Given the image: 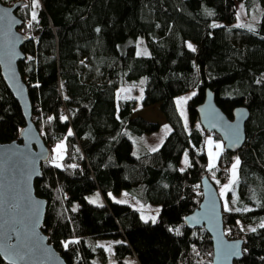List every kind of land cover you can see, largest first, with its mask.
I'll return each mask as SVG.
<instances>
[{"label": "trees", "instance_id": "1", "mask_svg": "<svg viewBox=\"0 0 264 264\" xmlns=\"http://www.w3.org/2000/svg\"><path fill=\"white\" fill-rule=\"evenodd\" d=\"M22 1L15 12L28 39L19 70L32 120L50 149L63 138L66 144L61 166L51 156L42 163L35 191L48 200L43 231L67 264L106 259L105 248L88 237L116 241L112 264H213L210 234L184 221L199 205L204 176L218 189L226 236L243 239V257L234 264H264V11L250 30L233 25L235 0H39V22L28 28L33 0ZM139 35L147 55L137 53ZM124 86L142 89V107L157 106L171 126L156 151L142 137L160 124L144 118L135 99L117 98ZM192 88L187 125L175 97ZM208 89L228 117L237 106L250 112L243 146L223 147L211 170L206 141L210 134L221 138L197 115ZM24 124L0 75V140L16 139ZM135 141L144 147L137 155ZM237 157L236 182L224 197L217 181L228 178ZM123 190L160 206L155 223L108 195ZM93 191L102 203L87 200ZM65 241L78 243L66 249Z\"/></svg>", "mask_w": 264, "mask_h": 264}, {"label": "water", "instance_id": "2", "mask_svg": "<svg viewBox=\"0 0 264 264\" xmlns=\"http://www.w3.org/2000/svg\"><path fill=\"white\" fill-rule=\"evenodd\" d=\"M22 3L20 0L5 4L0 0V75L18 101L25 118V124L19 129L16 139L0 140V241L16 228L28 235L31 251L27 252L23 261L17 260L15 264H67L43 231L48 200L35 191V180L42 177V163L50 160L51 149L32 120V103L19 70V62L25 58L22 45L28 39L19 30L24 21L15 12ZM13 20L20 23H13ZM249 114L246 107L237 106L233 110V117H228L217 105L213 91L209 89L204 101L197 106L201 127L217 133L228 151L239 150L243 146ZM200 187L202 198L199 205L185 216V225L189 229L204 227L210 234L213 264H234L243 257V239L226 236L221 198L215 184L204 176L200 180ZM28 201L40 202L39 224L34 235L31 233ZM17 204L19 207H11ZM11 243L17 244L18 241L14 238ZM233 244H238L241 255L225 259L227 246ZM0 258L6 264H13L3 253H0Z\"/></svg>", "mask_w": 264, "mask_h": 264}, {"label": "rangeland", "instance_id": "3", "mask_svg": "<svg viewBox=\"0 0 264 264\" xmlns=\"http://www.w3.org/2000/svg\"><path fill=\"white\" fill-rule=\"evenodd\" d=\"M235 7H236V20L233 23V25H235V26H239L241 24L251 25L252 30L255 29L260 18H261L263 11H264V6H262L258 0H235ZM217 24H221V22H217ZM244 28L249 29L246 26ZM143 41H144V37L141 35H139L137 38H135L134 42L138 46L137 53H140V54H143L145 52L148 53V50L145 47V45L143 46ZM189 44H191V43L189 42ZM196 91H197V88H192V89L187 90L186 92L181 93L175 97V102H176V106L178 108V111L180 114H181V112H183V115L181 114V116L183 118V121L187 125L189 124V116H188L189 115L188 114V101H189V99H187L183 103L182 106L177 104V100L182 98V97H192L193 96L192 94L196 93ZM142 95H143L142 89L135 88V87H125V86L119 87V89L116 92V96L118 99L119 98H133V99H135L136 107L140 110L139 113L144 118L151 120V121L159 122L160 126L156 131L144 134L142 137L144 140L143 142L145 143L147 148H149V149L155 148L156 149L161 145L165 136L170 132L171 126L167 122L164 121V118L162 117V114L160 113L157 106L154 105V106L142 107V105H141ZM165 126H168V127L165 128ZM208 138H211L214 142H217V143L222 142L221 139H217L213 134H210L208 136ZM59 143H63L66 147L64 138L55 142L51 146V152H52L51 162H52V158L56 155V153L54 152V149H55L56 145ZM223 147H224V144H223ZM143 150H144V147L141 144H139L137 141H135L134 147H133V154L137 155V154L141 153ZM207 151H208V146H207ZM213 151H216V149L213 148ZM64 154H65V148L63 151V157H64ZM186 160H187V162H186ZM235 160H236V158L234 159L233 163L235 162ZM233 163L230 165V169H231ZM53 164H55V163H53ZM58 164L62 165V159H60L58 161ZM209 164H210V157H209ZM186 165H188V157H187V154L185 153L181 159L180 167L184 168V167H186ZM230 179H231V174L228 175V178L219 181L220 182V186H219L220 190H222V187L224 184H228L230 182ZM109 194H111V195H109ZM108 195L114 201H118V202L119 201H127L126 203H129L132 206H134L135 208L139 209L143 219H145V217H148L147 220L152 221L150 217L154 216L155 218H157V215L159 212V211L157 212V210H160L159 205L143 204L136 197H134L132 194H130L128 191H125V190L120 191L118 193L109 192ZM224 195H222V196H224ZM86 198L90 202L92 200H97V203H99V204L104 201V196L99 191H93V192L89 193ZM91 238L92 237L87 238L88 243L95 242L96 245H100V246L102 245L107 252V257L104 260L98 256H96L94 258V262L96 264H112V263L116 262V255H115V251H114V245H115L116 241L114 239H111V238L91 239ZM132 264H135V263L133 262Z\"/></svg>", "mask_w": 264, "mask_h": 264}, {"label": "snow or ice", "instance_id": "4", "mask_svg": "<svg viewBox=\"0 0 264 264\" xmlns=\"http://www.w3.org/2000/svg\"><path fill=\"white\" fill-rule=\"evenodd\" d=\"M25 7H28V5H24ZM32 10L30 12V20L27 23V27L31 28L33 26L32 22H36L38 23V12L37 9L40 7L39 4V0H33L32 2ZM210 15L212 13H209ZM13 23H20V21H16L13 20ZM219 25H213V27H218ZM240 27H248L250 30H252V26L251 25H239ZM97 31H99V29H97ZM188 47L191 48L193 51H195V48L191 45L188 44ZM140 54V53H138ZM145 55H147L148 53H143ZM28 59H31V57H29ZM196 93H193L192 95H195ZM191 97H182L180 99L177 100V104L178 105H183V103L187 100L190 99ZM181 114L183 115V112H181ZM49 119L51 120L52 117H49ZM61 119L63 120H67V117H61ZM168 126H165V128H167ZM71 131H69V135H71ZM206 144L208 146V155L210 157V164H209V170H211L212 168H214L216 166V159L219 157L220 153L223 151V143L222 142H214L211 138H208L206 141ZM65 145L63 143H59L56 145L54 152L56 153V155L52 158V162L56 164L57 167L61 166L58 164V161L60 159L63 158V151H64ZM213 148L216 149V151H213ZM157 149L153 148L152 151H156ZM187 162V160H186ZM239 158L237 157L235 162L233 163L231 169H229V171L231 172V179L230 182L228 184H224L222 187V191H221V195H224L227 193V191L232 187L233 184H235L236 182V175H237V168L239 166ZM73 167H75V165H73ZM30 179V177H29ZM217 183H219V181H217ZM111 195V194H109ZM92 203H97V200H92ZM120 203H126L127 201H119ZM28 210L31 214V233L32 235L35 234V228L38 226L39 224V215H40V202L39 201H28ZM11 207L16 208L19 207V205H12ZM225 209L227 211H232V209L228 206L227 201L225 202L224 205ZM159 210H157L158 212ZM152 222L155 223L156 218L150 217ZM145 219L147 220L148 217H145ZM195 219V218H194ZM22 223V222H21ZM260 227H264V224H261ZM251 231L255 232L256 229L252 228L250 229ZM16 239L18 241L17 244H13L11 243V241L13 239ZM28 235H26L23 231L18 230L16 228H13L6 236V238L3 241H0V253H3L7 259H9L10 261L13 262V264H15V262L17 260L23 261L25 259V256L27 254V252L31 251V248L29 247V243H28ZM70 243H78V241H65L63 242V246L67 249ZM246 251V250H245ZM241 255V252L238 248V244H233V245H228L227 246V252L225 255V259H228L231 256H239Z\"/></svg>", "mask_w": 264, "mask_h": 264}, {"label": "built area", "instance_id": "5", "mask_svg": "<svg viewBox=\"0 0 264 264\" xmlns=\"http://www.w3.org/2000/svg\"><path fill=\"white\" fill-rule=\"evenodd\" d=\"M78 160H81V159H78Z\"/></svg>", "mask_w": 264, "mask_h": 264}, {"label": "crops", "instance_id": "6", "mask_svg": "<svg viewBox=\"0 0 264 264\" xmlns=\"http://www.w3.org/2000/svg\"><path fill=\"white\" fill-rule=\"evenodd\" d=\"M165 121V120H164Z\"/></svg>", "mask_w": 264, "mask_h": 264}]
</instances>
